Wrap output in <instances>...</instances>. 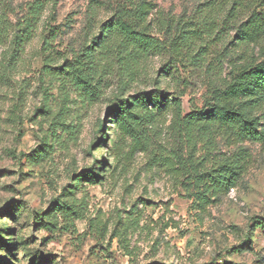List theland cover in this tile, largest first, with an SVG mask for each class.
I'll use <instances>...</instances> for the list:
<instances>
[{"label": "rangeland", "instance_id": "obj_1", "mask_svg": "<svg viewBox=\"0 0 264 264\" xmlns=\"http://www.w3.org/2000/svg\"><path fill=\"white\" fill-rule=\"evenodd\" d=\"M29 1L12 0L16 6ZM91 1L48 0L18 65L6 78L0 76V215H4L0 229L13 228L5 239L17 236L27 241L17 252V261L2 251L0 256L15 264L31 260L35 264H209L221 255L240 264H264V230L250 234L248 228L252 217L264 216V145L245 144L252 155L248 172L218 204L199 213L174 175L161 164L152 165L154 156L162 159L175 147L170 112L149 132L148 150L123 156L130 142L119 141L116 130L109 128L114 120L108 106L119 88L118 80L92 105L72 94L64 121L73 126L62 122L52 133L63 120L59 109L64 97L58 76L42 70L43 37L50 24L62 37L54 42L57 51L78 47L91 30L90 23L109 18L119 0H97L94 7ZM154 1L157 15L193 20L203 30L198 60L196 56L171 59L174 78L160 72L155 84L156 71L169 60L167 55L155 56L149 62L151 77L138 78L127 94L161 87L171 96H181L186 114L205 106L210 87L224 80L234 61L264 58V39L238 44L235 23L224 20L223 9L234 0ZM215 3L223 9L213 14L215 24H211L209 7ZM2 51L0 46V59ZM99 122L104 132H98ZM46 135L49 153L38 163L29 155ZM91 166L102 167L101 182H82L72 189L74 175ZM64 188L74 194L63 195ZM55 198L81 207L85 219L67 229L60 218L54 234L33 231L30 216L46 212ZM137 219L138 225H132ZM247 234L250 240L243 243Z\"/></svg>", "mask_w": 264, "mask_h": 264}, {"label": "trees", "instance_id": "obj_2", "mask_svg": "<svg viewBox=\"0 0 264 264\" xmlns=\"http://www.w3.org/2000/svg\"><path fill=\"white\" fill-rule=\"evenodd\" d=\"M91 2L93 7L98 4L97 0ZM47 5L48 0H31L24 6H16L12 0H0L2 79L18 65L25 45L37 32ZM222 9L216 3L209 7L211 24H215L213 14ZM225 9L224 20L228 18L235 23L238 44L257 43L264 39V0H245V3L234 0ZM241 16L242 20L239 19ZM90 26L91 30L80 45L71 47L66 53L54 48V42L62 38L60 33L50 24L46 27L41 47L42 70L58 76L64 97L59 109L63 120L54 125L52 133L62 122H65L64 126H73L64 121L72 94L92 105L105 96L112 81L118 80L119 88L108 106L110 118L114 120V125L109 128L116 130L119 141L130 142L129 150L123 152V156L148 150L151 143L149 132L153 131L155 123L165 121L170 112L175 147L162 159L154 156L152 165L161 164L174 175L186 195L193 199L192 207L196 212L204 213L209 206L218 204L225 194L238 186L252 164V155L245 144L264 145V58L247 57L234 61L224 80L210 87L205 106L184 114L181 96H171L161 87L138 90L133 94L125 91L141 76L151 77L149 62L155 56H169V60L156 71L155 84L159 83L160 72L174 78L171 59L180 61L183 57L196 56L197 61L201 47L197 45L203 32L197 23L157 15L154 0H119L109 18L95 20ZM95 27L97 31L92 32ZM57 62L58 65L53 67ZM104 128L99 122L98 132H104ZM47 136L29 155L38 163L43 162L49 153ZM101 169V166H91L76 173L72 189H78L82 182L100 183L103 177L98 171ZM72 189L64 188L63 195L66 191L74 194ZM13 209L14 213L17 209ZM60 218L70 229L75 228L77 220L85 219V215L81 207L55 198L46 212L30 216L31 226L33 231L54 234L59 229ZM138 222V219L134 220L132 225L136 226ZM248 228L250 234L264 230V216L252 217ZM12 231L10 227L0 229V252L17 261V252L24 249L27 241L17 236L5 239L4 236ZM115 236L116 231L112 238ZM249 240L247 234L243 243ZM4 256H0V264H15L5 260ZM30 264L35 263L31 260ZM209 264L240 263L224 260L218 255Z\"/></svg>", "mask_w": 264, "mask_h": 264}]
</instances>
